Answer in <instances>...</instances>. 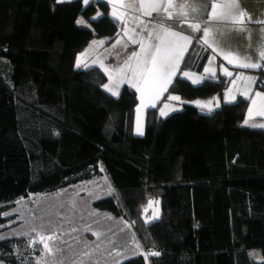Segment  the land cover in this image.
<instances>
[{
	"label": "trees",
	"instance_id": "obj_1",
	"mask_svg": "<svg viewBox=\"0 0 264 264\" xmlns=\"http://www.w3.org/2000/svg\"><path fill=\"white\" fill-rule=\"evenodd\" d=\"M110 7L0 0V264H42L16 203L92 181L109 192L91 207L131 222L141 247L159 253L118 264H264V127L243 123L248 99L210 112L183 101L165 117L150 107L135 134L136 89L125 83L114 96L103 69L74 65L91 38L121 32ZM204 56L194 42L181 68L201 70ZM232 77L194 85L177 74L167 92L205 97ZM155 196L160 217L147 223L143 206Z\"/></svg>",
	"mask_w": 264,
	"mask_h": 264
},
{
	"label": "rangeland",
	"instance_id": "obj_2",
	"mask_svg": "<svg viewBox=\"0 0 264 264\" xmlns=\"http://www.w3.org/2000/svg\"><path fill=\"white\" fill-rule=\"evenodd\" d=\"M127 29L128 27H125V30ZM103 38L105 37L103 36ZM95 40L93 39V41ZM93 41L85 49V51L87 50V54L85 57H82L81 65H87L85 63L92 59L103 65V71L107 76L104 85L109 84L113 88H115L117 81L123 78L128 80V76L124 75L128 68L125 65V61L129 60L128 56H125L119 62L120 57L114 55L113 59L116 60L114 65L117 64L116 66L118 67L116 69L111 68L102 59L104 55L108 54L109 49L104 48L103 44L100 43L93 44ZM80 56L78 55L77 57ZM77 57L74 60L75 66H77ZM129 63H134V60L132 59ZM90 66L93 65L87 67ZM121 67H124L123 73L117 71ZM105 69L109 71L106 72ZM184 72H188L192 79L205 78L204 76L202 77L203 73L195 68H182L180 73L181 77H184ZM110 75L114 79H110ZM232 76L227 87L221 92H215L205 97L184 99L176 93L166 91V99L163 100L160 108H158L159 115L160 109L164 108L165 104H168L170 108L179 110L182 108L183 101L193 104H197L195 103L196 101H211L212 104L210 107L212 109L211 111H213L217 107V103L220 105L222 103L220 101L222 100L226 102V92L231 89V93L234 96L240 92L239 90H242V92L250 90L248 97H246L248 99V107L244 120L247 119L248 108L252 106V99L257 100L256 108H260L261 101L255 96V93H262L263 89H256L252 81L240 79V77H249L250 73H237ZM256 77L258 79V75ZM132 79L135 80V78L131 77ZM188 80L191 82L190 79ZM232 81H235V84ZM173 95L179 96L180 101L168 99L169 96ZM205 111L210 112L208 109H205ZM171 112L173 111H169V113ZM256 117L260 116L254 114L249 119L247 126L264 125V121L262 119L257 120ZM108 192L109 189L105 188L103 183L92 181L76 184L53 194L30 196L16 203L15 211L17 212V216L22 220V224H26L25 233L29 235L31 243H37L41 246L40 257L42 264H118L124 258L138 253L143 254L146 259L148 258L151 252H147L141 247L131 222L104 215L91 207V198ZM149 201H158L159 203H154L149 208ZM154 213H158V218L160 217L161 207L158 196L150 197L145 202L143 206L144 221L149 223L157 220L158 218L150 219ZM41 236L46 239L47 244L52 249L51 252L45 250L44 242L40 240ZM52 236L55 239H47Z\"/></svg>",
	"mask_w": 264,
	"mask_h": 264
},
{
	"label": "crops",
	"instance_id": "obj_3",
	"mask_svg": "<svg viewBox=\"0 0 264 264\" xmlns=\"http://www.w3.org/2000/svg\"><path fill=\"white\" fill-rule=\"evenodd\" d=\"M69 1L72 0H63V2ZM81 1L84 3V0ZM105 1L108 2L111 6L109 10L110 15H112L114 7L118 15H123V20H120L122 22L121 32L108 43L106 42V38H103V36H94L85 46V48L76 54V57L78 55H81V53H83V51L87 49L93 39H96V42L103 41L104 48L109 49L108 54L102 57L103 62H106L108 65L111 66V68L116 69L118 66H116L117 64L114 65V63H116V60L113 59L114 55L120 57V62L122 59H124L125 56H128L129 58L133 52H140V44H133L129 40L128 36L124 35L125 31H127L129 36H131L133 39L142 41L150 47H154L156 44L159 43L156 38V34L161 31L159 25L163 24L165 27L170 28L173 31L191 37L190 44L187 42H183L185 43L186 51L183 53L182 58L178 63V67L175 71V75L173 76V78L177 74L180 75L182 69V61L194 42L198 45V54L200 55V58L203 54H205L204 58H202V68L201 70H198L203 73L202 77L211 76L210 74L204 72L205 68L209 67L214 70L215 74L220 73L222 75H225L222 71V68H227L229 72L233 73V75H236L237 73H250L249 77H256L258 75V71L264 69L237 67L234 64H229L224 59V55L231 52L234 54H238L241 59L247 58V62L264 64V60H261L260 57V50L262 47H264V24L255 22L257 20L264 21V0H238L240 9L246 11V13H248L251 17L250 21L248 19H245L242 25L234 24L230 21H219L209 19V14L211 12V4L214 2H224V0H172V3L176 7L175 9L168 10L172 13L171 18L167 16L165 11L163 10V7L159 11H153L150 16L144 15L140 8L141 0H123L125 7H120V4L117 2V0ZM144 2L148 3L149 0H144ZM159 2L162 5H165L167 3V0H159ZM182 4L186 5V17L180 16L178 14L179 6ZM137 18H139V20ZM140 20H142L143 22L140 23ZM192 24H199L200 29L194 30L191 26ZM125 27H128V29L125 30ZM204 28H208L211 30V36L208 38L209 44L203 43L202 38L204 37ZM133 29H135V31H133ZM148 33H152V35L149 36ZM117 40L120 41L119 44H117ZM113 45L116 46L113 47ZM124 52H126V54H124ZM133 60L134 63H131V65L132 67H135L136 60ZM85 64H87V66H99L103 69L101 64L97 63V61L93 59L91 61H87V63ZM124 75L128 76V80H125V78H123V82H121V80L117 81L115 88L118 89V92L120 90V87L125 83L129 85L137 83L136 79L131 80V77H133V73L128 68L126 69ZM256 80L253 82L255 88L258 90L263 89L260 87V89L257 88V86L255 85ZM138 86L143 87V82H139ZM263 90L262 93H264ZM239 91L240 92L236 93V95L242 93V90ZM165 93L166 92L161 93L159 98L154 101L156 105L155 107L160 108L161 103L163 102L162 98ZM147 99V96H145V103H147ZM220 102H223V100ZM140 105L141 93L137 91V104L134 110L133 122V131L135 134H137L136 129L138 116L140 127L143 131L145 114L147 109L150 108V106L143 107L138 112L137 109ZM197 106L200 107L199 105ZM260 117L263 118L264 116Z\"/></svg>",
	"mask_w": 264,
	"mask_h": 264
},
{
	"label": "snow or ice",
	"instance_id": "obj_4",
	"mask_svg": "<svg viewBox=\"0 0 264 264\" xmlns=\"http://www.w3.org/2000/svg\"><path fill=\"white\" fill-rule=\"evenodd\" d=\"M58 3L63 2V0H57ZM93 2V0H84V4L88 5L89 3ZM117 2L120 4V7H125V4L123 0H117ZM163 7V10L167 14L169 18H171L172 13L169 12V9H175V5L172 3V0H167V3L165 5H162L159 0H149L148 3H145L144 0H141L140 8L144 15L150 16L153 11H159ZM186 5L182 4L179 6V12L178 14L180 16L186 17L187 12L185 11ZM195 10V9H193ZM101 13H97L96 16L92 17L93 20L97 19ZM112 16L116 19L123 20V15H118V13L115 10V7L112 12ZM139 20V18H137ZM209 19L212 20H219V21H230L234 24H243L245 19L251 20V17L246 11L240 9L238 0H224V2L220 3H212L211 4V12L209 14ZM140 23L143 21L140 20ZM256 23L264 24V21L257 20ZM76 23L78 25L85 24V21L83 18L77 19ZM194 30H199L200 25L199 24H192L191 25ZM161 28V31L156 34V38L159 41L158 44H156L154 47H150L146 45L142 41H138L136 39H133L131 36H129L128 32L125 31L124 35L128 36L129 40L133 43H139L140 44V52H133L132 55L129 57L128 61H125V65L128 67V69L133 73V78L137 80V83H133L132 87L136 88L137 91L141 93V105L138 107L137 111L139 112L141 108L143 107H155L154 101L159 98L161 93L166 92L168 90V85L172 83V78L175 75V71L178 67V63L180 59L182 58L183 53L186 51L185 43H191V37L185 36L181 33H178L176 31L171 30L170 28L165 27L163 24L159 25ZM243 30V29H240ZM135 31V29H133ZM204 37L203 43L209 44V37L211 36V30L208 28H204ZM149 36L152 35V33H148ZM100 43L103 44V41H93V44ZM120 41L117 40V44H119ZM116 45H113L115 47ZM211 46V45H210ZM215 50V49H213ZM87 54V50L85 53H82L80 57H77V67L81 66L82 57H84ZM260 57L261 60H264V47L260 50ZM132 59L136 60L135 67H132V65L129 63ZM224 59L229 64H234L237 67H243V68H264V64L261 63H251L247 62V58L241 59L238 54L234 53H227L224 55ZM211 62V61H210ZM87 67V65H84ZM103 66V65H101ZM106 72H108V69H105ZM118 72L123 73L124 67H121L117 70ZM222 71L227 76H232L233 74L228 71L227 68H222ZM205 72L210 75H215V72L212 68H205ZM183 76L190 79L192 84H200L203 82V78H197L192 79L191 75L188 72H184ZM110 79H114L111 75L109 76ZM242 80L246 81H252L254 82L257 78L256 77H240ZM143 82V87L138 86L139 82ZM121 82L123 80L121 79ZM233 84H235V81H232ZM103 87L110 92L112 95H118V89L113 88L109 84L103 85ZM250 90H246L242 92L241 94L245 97H248ZM145 96H147V103H145ZM255 96L261 101V106L259 109L256 108L257 100L252 99V106L248 108V118L244 120V124H249V119L253 117V115H259L264 116V94L262 93H255ZM169 100L172 101H180L179 96H169ZM226 102H232L235 101L236 97L232 95L231 89H229L226 92L225 95ZM202 109H208V111H211L210 105L212 104L211 101L208 102H200L196 101ZM217 107L219 104L217 103ZM175 108H170L168 104L164 105V108L160 109V116L165 117L169 114V111H176ZM255 126V125H254ZM259 127H264V125H258ZM137 134L143 135L142 128L140 127L139 123V116L137 118ZM154 203H159L158 201H149L148 207H152ZM147 211V209H145ZM7 215V214H6ZM158 213H154L153 216L150 219H157ZM0 239H4V237H0ZM47 239H55L54 236L48 237ZM40 240L44 242L45 250L48 252H51L52 249L49 247V245L46 242V239L41 236ZM150 255H156L158 256L159 253H150Z\"/></svg>",
	"mask_w": 264,
	"mask_h": 264
},
{
	"label": "built area",
	"instance_id": "obj_5",
	"mask_svg": "<svg viewBox=\"0 0 264 264\" xmlns=\"http://www.w3.org/2000/svg\"><path fill=\"white\" fill-rule=\"evenodd\" d=\"M259 80H260V82H261L260 84H263V86H264V75L261 74V75L259 76Z\"/></svg>",
	"mask_w": 264,
	"mask_h": 264
}]
</instances>
